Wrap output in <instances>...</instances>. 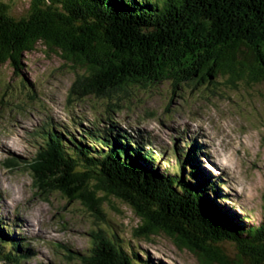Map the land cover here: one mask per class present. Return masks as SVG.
Masks as SVG:
<instances>
[{
  "label": "trees",
  "instance_id": "obj_1",
  "mask_svg": "<svg viewBox=\"0 0 264 264\" xmlns=\"http://www.w3.org/2000/svg\"><path fill=\"white\" fill-rule=\"evenodd\" d=\"M28 2L26 11L17 15L0 0V66L8 63L20 71L24 54L37 44L51 53L61 51L70 67L83 68L71 88L79 98L94 94L112 99L129 88L164 80L174 90L216 85L218 78L233 88L239 80L245 85L264 81V0ZM118 107L119 103L112 108ZM92 127V133L102 131ZM106 130L118 132L110 120ZM62 134L44 132L34 153L35 164L29 170L37 192H59L111 226L110 218L101 213L107 197L120 200L139 218L126 243L120 242L116 230L93 238L84 248L88 254L79 256L82 264H163L137 245L160 234L194 253L200 264H264V219L244 226L220 206L216 183L194 155L200 149L188 154L179 150L176 168L170 171L155 167L150 148H135L122 136L88 145ZM3 227L0 264H18L17 248H30L13 240L8 224L7 230ZM225 241L235 244L233 257L218 254L213 246ZM7 244L9 249L16 247L14 253L6 252Z\"/></svg>",
  "mask_w": 264,
  "mask_h": 264
},
{
  "label": "rangeland",
  "instance_id": "obj_2",
  "mask_svg": "<svg viewBox=\"0 0 264 264\" xmlns=\"http://www.w3.org/2000/svg\"><path fill=\"white\" fill-rule=\"evenodd\" d=\"M6 1L11 13L17 15L29 5L28 0ZM60 52L51 53L37 44L24 54L20 71L15 72L8 63L0 66V225L6 228V224H13V240L28 247L30 242L36 250L17 248V257L23 258L20 264H82L79 256L88 254L84 248L93 238L116 230L120 242L124 239L126 243L139 220L131 208L112 197L101 203V213L110 218L111 226L104 220L96 221L85 205L69 202L59 192L45 196L37 192L29 169L44 141V137L35 139L36 135L46 123L56 134L71 132L79 142L98 145L96 139L101 142V138L83 136L93 128V116L110 117L123 129L149 134L156 148L155 167L170 171L177 162L168 151L175 146L172 138L176 130L185 129L182 135L176 133L182 140L187 136L202 146L199 166L216 183L220 206L244 226L264 219V81L245 85L239 80L233 88L218 78L216 85H187L174 90L170 81L164 80L153 86L129 88L112 99L94 94L79 98L71 88L83 68L70 67L71 61ZM114 103L119 107L113 110ZM104 132L109 139L116 137ZM5 158L16 163L6 165ZM194 243L201 246L197 240ZM137 245L163 264H200L198 256L178 248L164 234L152 236L150 242L140 240ZM6 247V252L16 250L9 249L8 244ZM219 247L218 254L233 257L237 253L234 243L220 242Z\"/></svg>",
  "mask_w": 264,
  "mask_h": 264
},
{
  "label": "water",
  "instance_id": "obj_3",
  "mask_svg": "<svg viewBox=\"0 0 264 264\" xmlns=\"http://www.w3.org/2000/svg\"><path fill=\"white\" fill-rule=\"evenodd\" d=\"M91 181L95 182L94 178L91 179ZM100 186H101V185H100ZM115 199H116V198H115ZM176 233H178V232H176ZM208 241H209V240H208ZM210 243L212 244V243H214V242L210 241ZM215 245H217V246H215ZM219 245H220V243H218V242H215V244H213V246L220 248ZM212 252H214L213 249H212ZM215 252H216V251H215Z\"/></svg>",
  "mask_w": 264,
  "mask_h": 264
},
{
  "label": "bare ground",
  "instance_id": "obj_4",
  "mask_svg": "<svg viewBox=\"0 0 264 264\" xmlns=\"http://www.w3.org/2000/svg\"><path fill=\"white\" fill-rule=\"evenodd\" d=\"M188 135V134H187ZM190 135V134H189ZM33 182V181H32ZM35 183V182H34ZM33 185V184H32ZM36 185V184H35ZM32 187H34V186H32ZM35 188V187H34ZM39 191V190H38ZM1 201V200H0ZM47 204V203H46ZM3 207H4V205H3ZM47 207V206H46ZM4 209H6V208H4ZM51 210V209H50ZM6 212V211H5ZM7 215V214H6ZM19 217H21V216H19ZM12 218V217H11ZM13 219V218H12ZM11 220V219H10ZM27 239V238H26Z\"/></svg>",
  "mask_w": 264,
  "mask_h": 264
}]
</instances>
